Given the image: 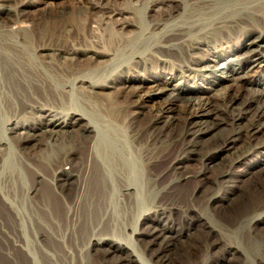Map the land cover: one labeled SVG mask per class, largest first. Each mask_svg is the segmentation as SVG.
Listing matches in <instances>:
<instances>
[{
	"label": "bare ground",
	"instance_id": "bare-ground-1",
	"mask_svg": "<svg viewBox=\"0 0 264 264\" xmlns=\"http://www.w3.org/2000/svg\"><path fill=\"white\" fill-rule=\"evenodd\" d=\"M69 1L0 2L16 264H264V0Z\"/></svg>",
	"mask_w": 264,
	"mask_h": 264
},
{
	"label": "rangeland",
	"instance_id": "rangeland-1",
	"mask_svg": "<svg viewBox=\"0 0 264 264\" xmlns=\"http://www.w3.org/2000/svg\"><path fill=\"white\" fill-rule=\"evenodd\" d=\"M2 0H0L1 2ZM123 1V0H121ZM43 2H48V3H62V4H66L69 5V3H71V1L69 0H43ZM43 4V3H42ZM39 6H42L41 4ZM140 16H143V9L140 11V15L138 16L140 18ZM261 54L264 55V47L262 50H260ZM239 63V61H236V63H234L232 66L237 67L239 65H237ZM231 64H226L223 68L221 67L218 74H221L222 72H226L228 70ZM252 68V67H251ZM260 80L258 83H254V84H247L245 86H241L238 85L236 82L234 81H230V80H225V82L223 84H217L213 87V90H210V94H220V90L223 86L225 85H231V91L238 94L239 97L238 99L235 101V105L239 106L241 105L245 99L247 98H253L254 100H257L259 98V96H261L262 94H264V70L260 71ZM176 92H174L175 94ZM264 124V121H263ZM178 130L182 129V125L179 124L178 125ZM232 129V125L230 124H225L222 123L220 124L212 133H208L206 135H204L202 137V139L199 141V144L203 145L202 147H204L205 149L209 146V144L217 139V138H221L225 135H227L229 133V131ZM264 135H262L261 137H263ZM199 140V139H198ZM264 151V150H263ZM254 159L256 158V156L253 157ZM258 159H260V157H258ZM17 158H15L13 156V154H9L8 158L6 159V169L7 171H10L12 173L11 177V183L13 184V187H16L17 185H19V181H25L24 179V175H25V171L24 169L21 167V163ZM194 165L191 166V169L194 168V166H197L198 163L193 162ZM242 169V168H241ZM15 173V174H14ZM20 175V176H19ZM15 184V185H14ZM26 199L24 202V212H26V214L28 213L27 210L29 211V207H27L28 205H26ZM3 222V223H2ZM7 222V223H6ZM0 264H16V257L14 258V256H16V251L14 250V245H15V229H14V225L12 222L10 221H1L0 222ZM25 228H27V224H25ZM13 228V229H12ZM26 230V229H25ZM7 233V234H6ZM26 235H28V232L26 230ZM13 243V244H12ZM15 260V261H14Z\"/></svg>",
	"mask_w": 264,
	"mask_h": 264
}]
</instances>
